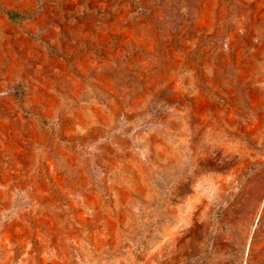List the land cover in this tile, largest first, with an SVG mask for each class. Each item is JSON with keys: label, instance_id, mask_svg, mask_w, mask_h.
Returning a JSON list of instances; mask_svg holds the SVG:
<instances>
[{"label": "rangeland", "instance_id": "1", "mask_svg": "<svg viewBox=\"0 0 264 264\" xmlns=\"http://www.w3.org/2000/svg\"><path fill=\"white\" fill-rule=\"evenodd\" d=\"M0 264H264V0H0Z\"/></svg>", "mask_w": 264, "mask_h": 264}]
</instances>
